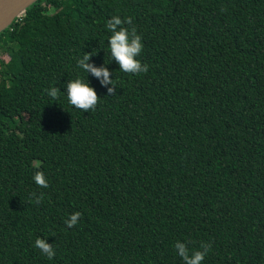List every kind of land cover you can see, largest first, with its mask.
Returning a JSON list of instances; mask_svg holds the SVG:
<instances>
[{
  "label": "trees",
  "instance_id": "obj_1",
  "mask_svg": "<svg viewBox=\"0 0 264 264\" xmlns=\"http://www.w3.org/2000/svg\"><path fill=\"white\" fill-rule=\"evenodd\" d=\"M113 16L146 73L111 57ZM0 50V264H183L177 241L264 264V0H37ZM87 52L116 94L78 67ZM77 78L100 98L88 112L68 103Z\"/></svg>",
  "mask_w": 264,
  "mask_h": 264
},
{
  "label": "clouds",
  "instance_id": "obj_2",
  "mask_svg": "<svg viewBox=\"0 0 264 264\" xmlns=\"http://www.w3.org/2000/svg\"><path fill=\"white\" fill-rule=\"evenodd\" d=\"M223 10V9H222ZM131 24V18L122 20L118 16H113L107 21V28L112 33L108 38V46L110 49V55L119 66V69L125 73L140 74L148 71V65L142 64L137 56L140 55L143 45L141 42V36L137 34L136 29L133 27L129 30L123 27V24ZM92 52H87L77 61V65L86 73H91L94 77L100 80L101 85H111L108 87L107 92L109 95L116 94V87L113 83V79H110V72L106 66L95 67L87 61L92 56ZM47 91V95L53 100L58 99L60 91L57 87L53 86ZM66 96L68 103L82 112H88L96 107L99 97L96 91L89 83H85L82 79L77 78L69 81L66 84ZM37 169L40 167V162L37 161L34 165ZM35 184L40 188H47L48 181L42 171L37 170L33 175ZM35 197L37 204L41 203L43 199V193L37 195L32 193ZM81 213L74 212L69 215L65 220V225L68 228L74 227L80 220ZM35 247L41 251L42 254L47 256L48 259H52L55 256V250L52 244L46 242L44 238H37L35 240ZM176 254L182 259L183 264H203L205 256L210 251V243H202L199 250L189 251L186 243L177 241L174 244Z\"/></svg>",
  "mask_w": 264,
  "mask_h": 264
},
{
  "label": "water",
  "instance_id": "obj_3",
  "mask_svg": "<svg viewBox=\"0 0 264 264\" xmlns=\"http://www.w3.org/2000/svg\"><path fill=\"white\" fill-rule=\"evenodd\" d=\"M37 0H0V32L16 18L24 15L26 9Z\"/></svg>",
  "mask_w": 264,
  "mask_h": 264
},
{
  "label": "rangeland",
  "instance_id": "obj_4",
  "mask_svg": "<svg viewBox=\"0 0 264 264\" xmlns=\"http://www.w3.org/2000/svg\"><path fill=\"white\" fill-rule=\"evenodd\" d=\"M0 59H4L5 61H7L9 59L8 55L5 54L4 52H2L0 50ZM11 115H12V118H13V121H12V125L15 124V121L17 122L18 121V118L15 117L12 112H11ZM26 116V115H25Z\"/></svg>",
  "mask_w": 264,
  "mask_h": 264
},
{
  "label": "built area",
  "instance_id": "obj_5",
  "mask_svg": "<svg viewBox=\"0 0 264 264\" xmlns=\"http://www.w3.org/2000/svg\"><path fill=\"white\" fill-rule=\"evenodd\" d=\"M22 16H23V15L19 16V19H21V18H22Z\"/></svg>",
  "mask_w": 264,
  "mask_h": 264
}]
</instances>
